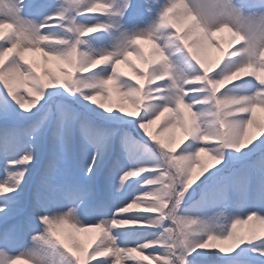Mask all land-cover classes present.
I'll return each instance as SVG.
<instances>
[{"label":"snow or ice","instance_id":"snow-or-ice-1","mask_svg":"<svg viewBox=\"0 0 264 264\" xmlns=\"http://www.w3.org/2000/svg\"><path fill=\"white\" fill-rule=\"evenodd\" d=\"M125 261L264 264V0H0V264Z\"/></svg>","mask_w":264,"mask_h":264},{"label":"rangeland","instance_id":"rangeland-1","mask_svg":"<svg viewBox=\"0 0 264 264\" xmlns=\"http://www.w3.org/2000/svg\"><path fill=\"white\" fill-rule=\"evenodd\" d=\"M224 35H228V34L225 33ZM145 50L146 51H150L151 50V46L149 44H147V43L145 45ZM27 55H28L29 60L33 61L34 63H38L39 64V63H42V61H43L42 53L29 52ZM210 55L213 58H215V57L219 56V53L217 52L216 49H211L210 50ZM130 59L133 60L140 68H144L143 63L139 59H137L135 56L130 57ZM50 66L51 67H55V64L53 63ZM121 70L126 72V73H128L130 76L134 75L133 70L131 68H129L127 65H125V64L121 65ZM158 124H159V122H158ZM152 130L153 131H158L157 126H152ZM175 135L177 137V140H179L180 138L183 137V133L179 129L176 130ZM103 199H104V195L101 194L100 200L103 201ZM21 212L23 213V208L21 209ZM79 235H80L81 239L85 241L86 244H90L91 246L94 247L93 240L95 239V235H96L95 233H80ZM28 243L31 244V240L30 239H29ZM128 246L132 247L134 245L133 244H128ZM93 264H94V262H93ZM124 264H128V262L125 261Z\"/></svg>","mask_w":264,"mask_h":264}]
</instances>
